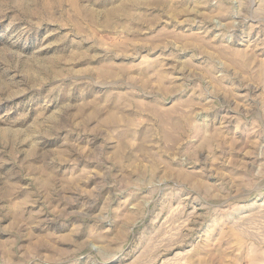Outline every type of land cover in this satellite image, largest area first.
I'll use <instances>...</instances> for the list:
<instances>
[{"label":"rangeland","instance_id":"rangeland-1","mask_svg":"<svg viewBox=\"0 0 264 264\" xmlns=\"http://www.w3.org/2000/svg\"><path fill=\"white\" fill-rule=\"evenodd\" d=\"M0 264H264V0H0Z\"/></svg>","mask_w":264,"mask_h":264}]
</instances>
